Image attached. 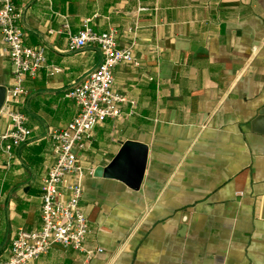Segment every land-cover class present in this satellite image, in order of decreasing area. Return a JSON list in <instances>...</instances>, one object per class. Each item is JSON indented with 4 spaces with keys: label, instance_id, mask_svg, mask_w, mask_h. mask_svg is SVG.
Returning <instances> with one entry per match:
<instances>
[{
    "label": "crops",
    "instance_id": "0c3cea01",
    "mask_svg": "<svg viewBox=\"0 0 264 264\" xmlns=\"http://www.w3.org/2000/svg\"><path fill=\"white\" fill-rule=\"evenodd\" d=\"M24 42L47 65L24 80L15 108L29 140L0 151V262L18 229L40 226L41 179L53 162L48 133L77 112L65 92L101 60L96 45L71 50L85 19L115 29L133 62L113 70L126 103L75 150L85 172L81 206L91 231L83 251L51 247L34 264H264V0H15ZM56 66L59 71H52ZM11 64L0 34V86ZM8 118L0 111V134ZM126 140L147 145L138 189L104 176Z\"/></svg>",
    "mask_w": 264,
    "mask_h": 264
},
{
    "label": "built area",
    "instance_id": "2783aa9c",
    "mask_svg": "<svg viewBox=\"0 0 264 264\" xmlns=\"http://www.w3.org/2000/svg\"><path fill=\"white\" fill-rule=\"evenodd\" d=\"M19 18L15 0H0L1 41L11 64V84L0 109L8 118V126L0 134V151L8 158L12 157L14 147L23 145L31 136L26 115L15 108L26 93L24 80L47 65L43 48L24 42ZM87 44L98 47L101 60L81 82L65 92V97L77 105L75 115L65 127L48 133L53 162L41 179L40 226L35 230L18 229L11 240L8 258L0 264H34L53 246L83 251L87 257L102 252L101 248L85 247L91 228L81 206L82 181L86 173L91 175L93 171L85 172L80 167L75 150L85 147L95 125L120 116L126 103L134 106V101L114 88L113 76L116 65L133 62V53L131 47L118 46L115 29L96 32L85 19L77 33L69 35L68 47L75 50ZM51 70L59 68L53 66Z\"/></svg>",
    "mask_w": 264,
    "mask_h": 264
},
{
    "label": "water",
    "instance_id": "95a60500",
    "mask_svg": "<svg viewBox=\"0 0 264 264\" xmlns=\"http://www.w3.org/2000/svg\"><path fill=\"white\" fill-rule=\"evenodd\" d=\"M6 95V87L0 86V109ZM264 120V109L258 112L255 122ZM147 145L139 141L126 140L116 155L105 165L94 169L95 176L117 179L131 189H138L147 161Z\"/></svg>",
    "mask_w": 264,
    "mask_h": 264
}]
</instances>
